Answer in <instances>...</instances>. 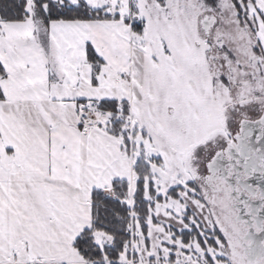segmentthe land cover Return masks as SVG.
Listing matches in <instances>:
<instances>
[{
	"label": "snow or ice",
	"instance_id": "1",
	"mask_svg": "<svg viewBox=\"0 0 264 264\" xmlns=\"http://www.w3.org/2000/svg\"><path fill=\"white\" fill-rule=\"evenodd\" d=\"M0 264H264V0H0Z\"/></svg>",
	"mask_w": 264,
	"mask_h": 264
}]
</instances>
